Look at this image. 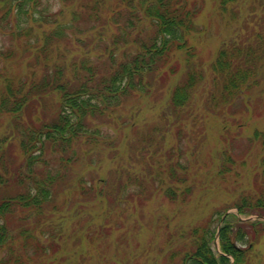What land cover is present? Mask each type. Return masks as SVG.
<instances>
[{"label":"trees","instance_id":"1","mask_svg":"<svg viewBox=\"0 0 264 264\" xmlns=\"http://www.w3.org/2000/svg\"><path fill=\"white\" fill-rule=\"evenodd\" d=\"M239 1L219 0V9L224 14ZM64 3L71 4L69 19L62 18L63 8L54 13L48 7L39 8V0H0V27L12 39H21L25 52L32 48L28 36L33 26L28 23L38 28L50 26L42 30V45L25 76L0 68V114L9 115L11 121V135L0 139V264H36L41 256L56 252L57 229L51 216L64 206L57 204V191L66 183L70 165L80 160L81 146L89 149L101 141L98 119L113 113L134 93L147 92V85L175 51L185 53L187 69L172 91L171 107L176 111L188 107L197 86L204 81V72L197 67L196 54L188 41L197 30L198 9L192 0H119L124 10L110 8L107 18L101 9L104 0ZM252 3L261 6L264 18V0ZM112 21L118 23V32L111 34L109 42L104 41L106 29L102 27L107 28L109 22L115 25ZM144 23L153 28L145 38L141 36ZM211 71L223 102L260 86L264 79V24L257 44L237 41L222 46ZM50 95L56 97L54 104L48 103ZM39 108L46 119L35 123ZM254 136L264 148V132L256 131ZM12 138H18V142ZM225 155L226 161L232 162L231 156ZM20 158L22 163H18ZM261 166L264 174V157ZM171 171L173 179L186 180ZM227 171L225 167L223 172ZM80 189L83 195H90L86 187ZM166 191L171 198L176 197L174 188ZM233 207L238 215L228 214L223 219L219 249L215 251L214 222L221 221ZM229 208L169 233V245L182 242L170 250L168 262L231 264L233 258L234 264L249 263L259 235H264V221L241 220L239 215L264 216V189L241 195ZM41 236H47L49 242H41ZM248 241L249 246H242ZM65 258L56 257L58 261Z\"/></svg>","mask_w":264,"mask_h":264},{"label":"rangeland","instance_id":"2","mask_svg":"<svg viewBox=\"0 0 264 264\" xmlns=\"http://www.w3.org/2000/svg\"><path fill=\"white\" fill-rule=\"evenodd\" d=\"M39 2V8L48 7L51 13L63 8L62 18L71 16V4L64 0ZM192 2L198 9L197 30L188 41L204 81L197 86L191 104L177 111L171 107L172 91L187 69L185 53L175 51L147 85V92L134 93L113 113L97 120L101 141L89 149L81 146L80 160L70 165L67 181L57 191V204L64 206L51 216L57 229L56 252L46 253L36 264H172L168 253L182 240L169 245V233L223 212L243 194L264 189V148L254 136L256 131L264 132V79L260 86L223 102L211 71L222 46L237 41L257 44L264 24L262 8L253 6L254 0H240L223 14L219 0ZM101 5L106 18L110 8L124 10L119 0H104ZM26 7L31 11L30 5ZM122 22L120 18L119 24ZM113 23L102 27L106 29L104 41L109 42L111 34L118 32V23ZM144 24L141 36L145 38L153 28ZM30 25L32 48L26 52L21 39H12L0 27V68L23 76L30 70L42 45V30L50 28ZM47 99L54 104L56 97ZM38 110L35 123L46 119L41 108ZM10 125L9 115L0 114V139L11 135ZM11 141L18 142V138ZM14 150L19 155L18 146ZM225 153L232 162L226 161ZM225 167L229 171L223 172ZM172 169L186 180L173 179ZM81 186L89 196L82 194ZM168 187L176 190L174 199L167 195ZM220 222L215 220V231ZM40 241L49 242L47 236ZM217 243H213L215 251ZM242 246H249V241ZM60 256L66 258L58 261ZM245 264H264V235H259Z\"/></svg>","mask_w":264,"mask_h":264},{"label":"water","instance_id":"3","mask_svg":"<svg viewBox=\"0 0 264 264\" xmlns=\"http://www.w3.org/2000/svg\"><path fill=\"white\" fill-rule=\"evenodd\" d=\"M254 218H258V217H253V218H251V219H254ZM261 219H264V217H262Z\"/></svg>","mask_w":264,"mask_h":264}]
</instances>
